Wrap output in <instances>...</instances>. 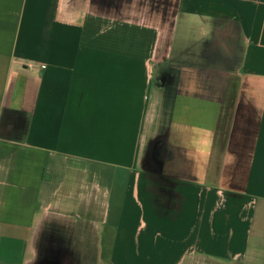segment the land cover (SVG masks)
Returning a JSON list of instances; mask_svg holds the SVG:
<instances>
[{"label": "crops", "instance_id": "0c3cea01", "mask_svg": "<svg viewBox=\"0 0 264 264\" xmlns=\"http://www.w3.org/2000/svg\"><path fill=\"white\" fill-rule=\"evenodd\" d=\"M138 1L0 0V261L264 264V0Z\"/></svg>", "mask_w": 264, "mask_h": 264}, {"label": "rangeland", "instance_id": "374dc122", "mask_svg": "<svg viewBox=\"0 0 264 264\" xmlns=\"http://www.w3.org/2000/svg\"><path fill=\"white\" fill-rule=\"evenodd\" d=\"M140 3H142L140 5ZM159 0H139L138 1V8L141 11L139 14H141L143 17H146L148 19L157 20L158 18L161 20L163 17V9L160 7ZM170 15L172 14V8L169 10ZM148 17H147V16ZM160 22V21H157ZM172 24L169 26L171 28ZM170 35V33H169ZM170 40L167 39L166 43H169ZM48 225V224H47ZM49 227V226H46ZM61 241L58 243V245L50 247L49 245H39V254L36 257L35 261H30L27 264H106V260L109 257L110 251L108 249H105L103 253H101L100 249L96 248H90V249H82L80 247L77 248L76 244L72 248V246H69V240L65 239L66 233L68 234L67 227H64ZM45 233V232H44ZM73 233V232H72ZM46 234V233H45ZM65 234V235H64ZM76 234V233H73ZM46 239L50 238V235L46 234ZM71 243V242H70ZM14 245H16V242H13ZM69 244V245H68ZM24 244H22L20 247H11V248H4L2 250V255H6L7 259L5 260V263L2 262V259H4L1 255V261L0 264H26L24 262ZM32 256H29V258ZM183 264H219L216 262H213L208 259L204 258H195V259H189L186 260Z\"/></svg>", "mask_w": 264, "mask_h": 264}, {"label": "flooded vegetation", "instance_id": "af4514ba", "mask_svg": "<svg viewBox=\"0 0 264 264\" xmlns=\"http://www.w3.org/2000/svg\"><path fill=\"white\" fill-rule=\"evenodd\" d=\"M165 76H166L165 74L162 75L163 78H166ZM159 152L161 153V151H159Z\"/></svg>", "mask_w": 264, "mask_h": 264}, {"label": "built area", "instance_id": "2783aa9c", "mask_svg": "<svg viewBox=\"0 0 264 264\" xmlns=\"http://www.w3.org/2000/svg\"><path fill=\"white\" fill-rule=\"evenodd\" d=\"M41 67L45 68V67H46V65H42Z\"/></svg>", "mask_w": 264, "mask_h": 264}]
</instances>
